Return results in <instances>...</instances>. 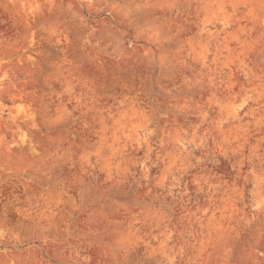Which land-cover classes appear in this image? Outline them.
Masks as SVG:
<instances>
[{
	"label": "clouds",
	"instance_id": "1",
	"mask_svg": "<svg viewBox=\"0 0 264 264\" xmlns=\"http://www.w3.org/2000/svg\"><path fill=\"white\" fill-rule=\"evenodd\" d=\"M0 264H264V0H0Z\"/></svg>",
	"mask_w": 264,
	"mask_h": 264
}]
</instances>
